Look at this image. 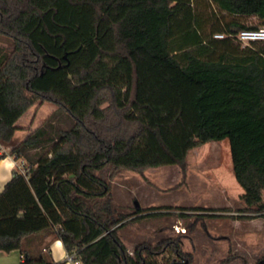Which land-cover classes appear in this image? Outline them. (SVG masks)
I'll return each mask as SVG.
<instances>
[{"label": "trees", "instance_id": "obj_1", "mask_svg": "<svg viewBox=\"0 0 264 264\" xmlns=\"http://www.w3.org/2000/svg\"><path fill=\"white\" fill-rule=\"evenodd\" d=\"M263 24L264 0H0L11 39L0 46V143L23 162L0 193V251L62 264L25 248L45 233L80 264H190L182 237L129 251L119 230L224 209L124 213L99 172L177 164L184 184L189 151L225 138L242 211L264 217V39L237 38ZM44 103L54 108L19 139V118Z\"/></svg>", "mask_w": 264, "mask_h": 264}, {"label": "rangeland", "instance_id": "obj_2", "mask_svg": "<svg viewBox=\"0 0 264 264\" xmlns=\"http://www.w3.org/2000/svg\"><path fill=\"white\" fill-rule=\"evenodd\" d=\"M208 9L222 15L215 5ZM246 21L259 24L254 16ZM10 45L11 39L0 35V46ZM34 107L20 123L28 124L36 111ZM53 108L44 103L36 111L34 123L41 122ZM5 147L9 152L10 147ZM187 164L184 184L180 183L182 175L177 164L148 167L143 172L123 169L112 180L108 177L110 167L99 172L111 182L114 202L124 213L133 212L137 203L171 211L180 207L224 209L215 217L193 214L182 218L171 214L127 222L119 236L129 251L145 241L154 245L163 239L182 237L183 250L192 255L190 264H263L264 217L242 211L246 207L241 197L243 188L233 176L229 139L211 140L194 147L189 151ZM190 223H194V228L186 231Z\"/></svg>", "mask_w": 264, "mask_h": 264}, {"label": "crops", "instance_id": "obj_3", "mask_svg": "<svg viewBox=\"0 0 264 264\" xmlns=\"http://www.w3.org/2000/svg\"><path fill=\"white\" fill-rule=\"evenodd\" d=\"M34 108L36 111H38V108ZM36 111L31 114L28 124L25 122L20 123L19 121L24 115H22L17 121V125L22 127V129L18 131L19 139L25 138L42 122L41 121L39 123H34ZM7 150L8 148L0 143V155L2 153H5V156H0V193L4 190L6 183L12 177L13 171L15 169H19L21 167V164L23 163L22 159H16ZM139 206L143 207L142 205ZM24 246L34 255H36L37 253H43L45 255H48V257L53 262H62V264H69L66 261L67 251L62 241L60 239H54L52 235L45 233H33L24 238ZM24 259L25 257L23 256V253L18 249L12 250L10 252L0 251V264H22Z\"/></svg>", "mask_w": 264, "mask_h": 264}, {"label": "built area", "instance_id": "obj_4", "mask_svg": "<svg viewBox=\"0 0 264 264\" xmlns=\"http://www.w3.org/2000/svg\"><path fill=\"white\" fill-rule=\"evenodd\" d=\"M216 37H223L224 34L217 33L215 34ZM237 38L243 43H250L254 40H263L264 39V24L259 27L253 28H246L241 30L237 34ZM22 167V164H21ZM66 261L69 264H80V261L76 258L75 253H68L66 254Z\"/></svg>", "mask_w": 264, "mask_h": 264}, {"label": "water", "instance_id": "obj_5", "mask_svg": "<svg viewBox=\"0 0 264 264\" xmlns=\"http://www.w3.org/2000/svg\"><path fill=\"white\" fill-rule=\"evenodd\" d=\"M137 207H139V204L137 203Z\"/></svg>", "mask_w": 264, "mask_h": 264}]
</instances>
